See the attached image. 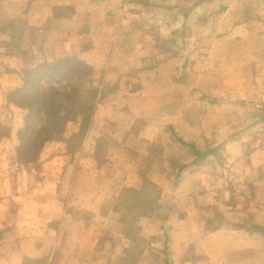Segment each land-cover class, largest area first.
<instances>
[{"label":"crops","instance_id":"obj_1","mask_svg":"<svg viewBox=\"0 0 264 264\" xmlns=\"http://www.w3.org/2000/svg\"><path fill=\"white\" fill-rule=\"evenodd\" d=\"M166 1L0 0V264H264V0ZM63 57L91 69L78 118L19 162L25 110L8 94ZM111 148L136 184L114 189ZM144 179L159 189L150 215L127 217L132 259L113 206ZM102 184L114 194L96 232L86 194ZM161 205L170 228L147 236Z\"/></svg>","mask_w":264,"mask_h":264},{"label":"trees","instance_id":"obj_2","mask_svg":"<svg viewBox=\"0 0 264 264\" xmlns=\"http://www.w3.org/2000/svg\"><path fill=\"white\" fill-rule=\"evenodd\" d=\"M90 74L91 69L73 57L41 63L24 72L21 85L8 94L9 102L25 110L23 125L17 131L16 159L19 162H34L46 142L60 139L65 121L69 118H78L86 92L83 82ZM84 115L86 114L83 113L81 116ZM85 120L84 117L83 121ZM6 133L7 128L0 123V139ZM190 149L197 162L206 156L205 151H198L192 146ZM158 189L152 181L144 179L139 188H125L124 198L121 195L113 206L115 211L120 212L122 234L127 241L123 252L129 251L132 259L143 250V247L138 244L139 229L131 225L127 217L135 211L142 215H150L155 209L157 200L155 194L158 193ZM120 203L124 204L123 211ZM259 229L264 234V228Z\"/></svg>","mask_w":264,"mask_h":264},{"label":"rangeland","instance_id":"obj_3","mask_svg":"<svg viewBox=\"0 0 264 264\" xmlns=\"http://www.w3.org/2000/svg\"><path fill=\"white\" fill-rule=\"evenodd\" d=\"M164 2H166L165 4L167 5V4H169V3H167V1L166 0H160V3L161 4H164ZM134 8V7H133ZM165 10H169V9H167V8H165V7H163V8H161L160 9V11H165ZM249 104H251V102H248ZM88 106V105H87ZM247 106H248V104H247ZM4 112V111H3ZM248 116L250 117V115H248V114H246V116H245V121H244V123H247L248 121H246V120H248ZM86 118L87 119V115H84V116H81V118L83 119V118ZM70 119L72 120V119H77V118H69L68 120L70 121ZM67 120V121H68ZM14 121H17V119H14ZM132 124H133V121L132 120H129ZM71 122V121H70ZM250 122H252V119H251V117H250ZM72 123H69V125H71ZM111 134H113L115 137L114 138H116V139H119L120 137H121V135H122V132H115V131H112L111 132ZM61 137H62V135H61ZM60 137V138H61ZM76 138H74V140H71L72 141V145L74 144L73 143V141H77L78 140V137L77 136H75ZM262 138H264V133L262 134ZM113 148H115V147H113ZM113 148H111V150H110V153L107 155V156H109V159H107V160H110L111 161V165H109V163H108V167L110 168V170H111V175H112V177H113V179H112V182H115V185L116 186H114V189H115V187L116 188H119V184H120V188H121V185L123 184L124 186H125V184H131L132 182H133V180H135V183L134 184H136L137 183V181H138V174H136V173H134L133 175L130 173V172H132V171H130L129 170V168L127 167V174H128V176H126L125 178H123L122 179V173L124 172L125 173V167H126V164H125V162L122 164L121 163V161H119L120 159L118 158V154L119 153H117L116 151H117V149L116 150H112ZM60 149V148H59ZM69 151V153L71 154V155H75L73 152H71L70 150H68ZM68 151H67V154H68ZM75 153H77V155H79V151L78 152H75ZM82 157H84V156H82ZM89 158V157H88ZM88 158H86V157H84V160L82 161V163H80V165L82 166V164H84V166H85V169H88L89 170V167H91V164H93L95 161H94V159L93 160H91V158H89V162H87V159ZM113 158V159H112ZM120 165H122V166H120ZM6 166H8V170H10V168H12V163L11 162H8L7 164H6ZM93 167H94V164L92 165ZM12 172H14V171H12ZM136 174V175H135ZM129 177V178H128ZM129 180V181H128ZM189 183V182H188ZM13 185V184H12ZM172 185V184H171ZM188 185V184H187ZM186 185V186H187ZM105 185H103L102 184V186L100 187V191L101 192H97V193H93V192H88V194H86V195H89L88 197H91V196H93V198H92V200H91V204H89V206H92V207H94L95 208V210L96 211H94L95 212V226H94V229L96 230V232H97V221L98 220H101V219H99L100 217H102V215H103V213H105V212H103L102 210L106 207V204H108L109 203V200L113 197V194H114V189L112 190V188L110 187V186H106V187H104ZM188 187V186H187ZM189 188V187H188ZM87 193V192H86ZM122 194V193H121ZM156 195V194H155ZM96 196V197H95ZM97 196H99V197H97ZM156 197H157V195H156ZM191 197V196H190ZM122 198H124V195L122 196ZM118 199H120V198H118ZM159 199V198H158ZM196 200H197V197L195 198ZM201 202V201H200ZM191 205V204H193V201L192 200H189V203H188V205ZM119 206L122 208V211L124 210L123 209V206H124V204H119ZM165 210H168L167 208H165V207H163L162 205H161V207L159 208V210H158V212L153 216H151L150 218H148L149 219V222H151V226L150 225H147V223H146V221H143V222H145V224H146V230H145V234L147 235V236H151V234H158L159 233V230H158V228H157V224L159 223V222H165V219L167 220V225H166V228H170V224H169V220H171L170 219V217H168V214H169V211H165ZM136 214H138L137 213V211H135V212H133L132 214H131V216H132V218H134V216L136 215ZM177 216V215H176ZM0 217H2L1 216V213H0ZM3 218H5V220L6 221H8V220H10L9 221V223L11 222V219L10 218H12L11 217V214L7 211L6 212V214L3 216ZM109 218V217H108ZM152 219H157V220H152ZM0 223H1V221H0ZM171 223L172 224H174L172 221H171ZM169 224V225H168ZM7 226V225H6ZM156 227V228H155ZM11 228V227H10ZM6 229H9V227H7V228H4V229H1L3 232L6 230ZM109 228L107 227V230H106V233H108L109 232V230H108ZM174 228H172V230H173ZM176 231H179V229L177 228L176 229ZM1 235V234H0ZM177 235H175V237H176ZM147 258H149L148 259V261L146 262L145 261V263L144 264H153V262L152 261H150V259L152 260V257H147ZM143 264V263H142Z\"/></svg>","mask_w":264,"mask_h":264}]
</instances>
